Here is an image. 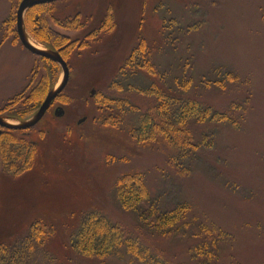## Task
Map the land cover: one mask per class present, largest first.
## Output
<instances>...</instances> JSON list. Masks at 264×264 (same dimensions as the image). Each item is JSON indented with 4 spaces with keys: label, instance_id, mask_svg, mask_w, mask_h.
<instances>
[{
    "label": "rangeland",
    "instance_id": "1",
    "mask_svg": "<svg viewBox=\"0 0 264 264\" xmlns=\"http://www.w3.org/2000/svg\"><path fill=\"white\" fill-rule=\"evenodd\" d=\"M22 1L0 0V117L11 124L32 120L39 95L64 79L58 63L22 45ZM51 4L25 13V32L35 47L59 53L44 44L40 17L28 27V13L40 12L49 33L74 42L62 49L68 59L59 53L69 81L65 99L57 101L60 94L40 123L21 131L37 146L29 168L0 169V243L25 248L40 223L44 242H28L32 264H144L124 250L99 258L74 249L85 218L100 213L155 264H264V0ZM135 53L140 70L127 65ZM151 86L219 115L193 128L198 144L206 137L210 144L195 159L172 162L179 153L162 138L142 145L133 138L136 122L155 115L156 97L144 94ZM30 96L34 104L25 105ZM110 113L117 115L104 125ZM124 176H141L162 209L188 204L186 218L166 235L145 230L116 194Z\"/></svg>",
    "mask_w": 264,
    "mask_h": 264
},
{
    "label": "trees",
    "instance_id": "2",
    "mask_svg": "<svg viewBox=\"0 0 264 264\" xmlns=\"http://www.w3.org/2000/svg\"><path fill=\"white\" fill-rule=\"evenodd\" d=\"M54 5L55 4L43 5L39 6V8H43L48 12V8L52 9ZM36 9L37 7L31 9L29 12ZM39 13L35 17L32 16L33 14L28 13V15L30 14V24L28 27L32 29V25L35 26L37 18L40 17L42 25L47 32L46 34L44 31L43 34L44 36L48 35V39L46 38V40L43 41L44 44L51 49L52 47L55 48L64 58L66 53H63L62 49L69 47V45L70 47H74V42H69L68 40L65 42L61 41L66 38L64 36H59V34L54 35V32L52 34L49 33L47 25L41 16L42 14ZM136 53L140 55V50ZM136 53L128 60L127 65L133 66V69L140 70L143 68V65H141V63L138 64ZM66 58L68 59L67 56ZM48 70V75L55 74L54 69L48 68ZM128 88L137 90L132 85ZM43 91L44 94L42 93L39 95L35 104V100L30 101L33 96H30L28 100L23 98L22 102L26 100L24 102L25 105L34 104L31 109L36 106V110L38 111L50 93V90L46 88ZM144 94L155 96L157 99V106L154 110L155 115H152L153 113L145 114L138 120V124L136 122L133 129V138H135L138 144L142 145L162 138L171 149L179 153L171 159L172 162L184 159H195L197 150L207 144L210 145L206 141L208 137H206V139L204 138L202 142L198 144L194 136L193 128L202 125L209 119H219L218 114H213L210 109L196 102H185L172 98L165 94L160 88H155V86L149 87L148 91ZM64 99L62 94L58 97L57 101H63ZM123 103L125 106L129 105L128 102H122V104L119 102L118 107L122 108V111L126 110L127 107H124ZM132 110L134 112L136 111L135 108ZM112 115L117 114L110 113L105 115V119L103 117L101 118L103 121L102 123H104V125L109 124L110 122L106 119L112 117ZM115 120L117 124H120L122 122V116H118ZM21 133V131H5L0 135V158L3 169L5 172L14 175H20L29 168L30 160L37 150L36 144L29 143L25 138H20ZM116 194L124 209L137 214L139 222L145 230L149 229L160 235L172 233L178 223L186 218L187 212L189 211L188 204H179L175 208L166 210L160 208L159 204L151 199L150 193L145 186L144 179L141 176H124L117 182ZM45 231L46 227L44 225L40 223L33 225L29 232L28 241L25 243L27 245L22 249L21 247L17 249L16 247L14 248V246L11 247L0 243V264H32L30 258L34 246L28 242H36V244L38 242L43 243L44 238L42 237V233H45ZM74 249L83 256L99 258L111 255L115 256L124 250L127 254L144 264H155V258L153 257V260L148 252L141 250L138 240L126 237L119 227L112 226L100 213L90 214L85 218L81 231L74 239ZM159 263H162L161 260ZM162 264L166 263L164 262Z\"/></svg>",
    "mask_w": 264,
    "mask_h": 264
},
{
    "label": "water",
    "instance_id": "3",
    "mask_svg": "<svg viewBox=\"0 0 264 264\" xmlns=\"http://www.w3.org/2000/svg\"><path fill=\"white\" fill-rule=\"evenodd\" d=\"M58 1L60 0H23L17 11V29H18V36L20 38L22 45L25 47V49L33 53L34 55L44 57L46 59H49L51 61L58 63L64 71V79L61 85L57 89H55L54 91H51L48 94L41 109L39 110L37 115L32 120L24 122V123L11 124V123L6 122L2 117H0V127L3 129L9 130V131H27L28 129H31L34 126H36L45 117L47 111L52 106L53 102L57 99V97L60 94H62L65 87L67 86V83L69 81V68L65 60L61 57L59 53L48 51V50H42V49L35 47L33 44H31L26 35L25 27H24V15L28 10L38 5L51 4V3L58 2ZM63 114L64 112L62 108L57 109L55 113V115L58 117H61ZM2 133H3V130H0V135ZM0 169H1V163H0Z\"/></svg>",
    "mask_w": 264,
    "mask_h": 264
},
{
    "label": "flooded vegetation",
    "instance_id": "4",
    "mask_svg": "<svg viewBox=\"0 0 264 264\" xmlns=\"http://www.w3.org/2000/svg\"><path fill=\"white\" fill-rule=\"evenodd\" d=\"M0 163H1V168H2L3 166H2V161H1V158H0Z\"/></svg>",
    "mask_w": 264,
    "mask_h": 264
}]
</instances>
